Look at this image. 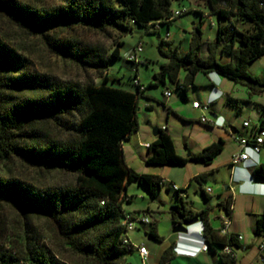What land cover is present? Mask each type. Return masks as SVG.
<instances>
[{
    "label": "trees",
    "instance_id": "16d2710c",
    "mask_svg": "<svg viewBox=\"0 0 264 264\" xmlns=\"http://www.w3.org/2000/svg\"><path fill=\"white\" fill-rule=\"evenodd\" d=\"M180 1L0 0V18L41 36L52 52L84 72L102 76L110 70L112 60L121 58L123 42H117V48L109 54L77 38L61 39L57 37L59 31L81 28L123 39L138 26L160 36L164 43L161 28L170 27L177 18L173 16V4ZM207 2L211 15L217 17V22H211L217 30L215 39L204 42L201 27H195L185 53L179 46L174 48L173 42L167 43V50L160 49L167 63L143 91L135 85V93L105 83L97 85L92 78L61 81L39 73L0 35V202H10L25 214L45 218L52 241L49 244L36 233L30 236L29 224L25 223L23 234L0 241V264H131L128 257L136 249L124 244L123 221L133 215L123 209L124 203L130 202L127 188L136 181L156 197L165 185L157 176L129 168L124 160L123 143L138 128L139 103L146 90L167 85L172 94H183L190 86L195 88L199 75L216 73L248 87L251 95L264 93V80L248 73L250 65L264 57V0ZM225 56L230 59L228 63H222ZM129 63L136 70L140 64ZM213 64L216 70H210ZM182 71L186 73L184 79H180ZM41 124L50 125L57 136L45 133L39 128ZM156 130L159 134L148 148V166H185L189 161L211 165L225 149V141L219 139L197 156L183 158L176 153L171 135ZM16 162L47 174H67L72 181L53 186L29 183L12 172L9 165ZM252 177L264 181V164L253 170ZM195 180L205 182L203 176ZM168 189L173 190L171 185ZM174 192L178 202L170 207L173 223L197 217L204 228L208 254L219 264H236L232 247L240 242L238 236H220L211 225L209 208L195 213L181 197L184 190ZM201 192L208 202L211 197L207 190L201 188ZM223 208L231 219L232 197ZM151 224L150 236L160 242L156 225ZM255 233L264 237V214L256 220ZM227 247L230 252H226ZM171 250L165 252L160 264H170L167 256Z\"/></svg>",
    "mask_w": 264,
    "mask_h": 264
},
{
    "label": "rangeland",
    "instance_id": "374dc122",
    "mask_svg": "<svg viewBox=\"0 0 264 264\" xmlns=\"http://www.w3.org/2000/svg\"><path fill=\"white\" fill-rule=\"evenodd\" d=\"M28 3L32 0H27ZM177 9H183L184 12L181 17L175 18L170 27L163 25L161 28L162 37H166L168 32L170 33L168 39L162 42L157 35L147 33L145 29L135 26L133 32L127 37L120 39L116 34L108 35L106 33H96L93 31L84 30L81 28H73L68 31H59L57 37L61 39L77 38L84 42L86 45L99 46L108 51L110 54L115 48H117V42H123L120 47L121 58L112 60L110 62V70L100 76L95 72H84L81 67L73 63L68 59L56 55L49 48L45 40L39 36L32 34L28 29L21 28L15 23L10 22L7 19L0 18V35L1 37L19 54L26 56L33 64L35 70L39 73L47 74L61 81H84L87 78H92L97 85L105 83L112 87H120L130 92H137V87L134 84L135 76H137L141 83L148 86L153 80L156 73L161 69V66L166 62V58L160 53V49L167 50V43H172L173 47L179 46V50L185 53L189 48V41L192 38L195 27H201L204 40L215 39L217 30L216 27H211V22H217V17L211 15L212 12L208 6L207 0H181L173 4V11ZM241 29V28H240ZM141 42L143 45V51L139 53V63L137 70L135 66L128 62L127 57L133 48ZM206 49L202 50V54L205 55ZM248 73L253 77H258L264 80V57L254 61L250 67ZM184 79V78H183ZM198 85L205 83L203 77H199L197 81ZM227 90H232L231 96L233 100L224 98L216 105L220 111V114L225 117L226 120L235 117L238 114L239 118L234 125L240 131L243 132V121H250L251 127H261L264 122V94L260 96L253 95L252 98L249 95L248 87L243 84H235L227 81ZM152 92V91H151ZM202 95L206 92L201 90ZM203 97V96H202ZM141 112L138 114L140 122L143 126L148 125L150 122L153 127H162L166 125L165 115L162 108L158 107L156 103H153L154 110H147L143 107V100L140 99ZM188 104L183 102L179 103L177 108H185ZM212 107H215L212 105ZM211 107V108H212ZM201 112L199 116H201ZM211 116V112L208 113ZM190 119H195L194 115ZM170 131L176 139L177 152L181 155L184 154V142L188 139L189 130L185 132V127L179 120L175 119L173 115H170L168 123ZM39 128L50 136H57L56 131L48 125L41 124ZM197 138V137H195ZM226 147L223 153L216 159L214 167H218L214 174L209 177L208 182L205 184L213 189L212 193V210L216 211V204L218 197L226 191H231L234 194L236 200L235 217L238 222L246 227V231L243 233L245 240L242 241V245L245 243H251L256 240L254 237L252 228H250V222L254 219L251 216L252 207L250 205L251 200L237 197L235 190L236 184L230 176V170L227 164L234 151L237 150V143L232 140H224ZM146 152V151H145ZM261 157L264 164V148L262 150ZM12 172L15 175L22 176L24 180L29 183L36 184L38 186H53L68 184L72 181V177L67 174L52 172L50 174L43 173L35 167H29L20 162L9 165ZM137 167V166H135ZM145 171H156V166H148L145 163L141 165ZM255 167L253 170L257 169ZM189 168L185 166H172L163 167V170L168 171L170 176H163L168 180L164 186L158 191L157 196L153 197L148 193L143 185L138 182L131 183L127 188V196L130 202H125L123 205L124 211L129 214H133L136 217L147 216L152 223L154 221L159 222L158 230L161 237L168 238L173 230L169 211L171 205L177 202V194L174 190L168 189V184H175L180 189L188 188L190 181ZM5 174V172H3ZM191 199L189 202H193L194 208L201 209L207 207L208 203L204 198L201 189L197 184H193L188 189ZM249 205V206H248ZM264 205V202H263ZM29 213H23L19 208L10 202H0V241H8L12 237L18 234H23V226L25 223L29 224V235L40 234L46 238V241L50 244L51 234L48 230V223L45 218L30 216ZM214 216V214H213ZM214 223L220 225V221L214 217ZM135 230L131 231L128 235L133 242V246L137 249L140 245H146L151 253V260L146 264H155L156 256L159 254L160 245L156 244V241L151 238L150 234L153 230L152 224L143 225L140 222H136ZM193 227V226H192ZM191 227V228H192ZM237 256L240 262L245 260V263H251L252 256H248L244 251L239 250ZM128 261L131 264H144L139 256L138 251L129 255ZM173 264H193V260L188 257H177L172 260Z\"/></svg>",
    "mask_w": 264,
    "mask_h": 264
},
{
    "label": "crops",
    "instance_id": "0c3cea01",
    "mask_svg": "<svg viewBox=\"0 0 264 264\" xmlns=\"http://www.w3.org/2000/svg\"><path fill=\"white\" fill-rule=\"evenodd\" d=\"M158 38H160V36H158ZM204 42L208 43V42H211V40H204ZM229 61L230 59L226 56L222 58V63H228ZM165 63H167V59H166V62H164L163 64ZM185 75L186 73L182 71V73L180 74V79H183ZM199 77H203L205 81L203 85H198L197 81ZM227 81H230V80L225 79L224 77L216 73L199 75L196 78L195 88H192V89L188 88L186 93H183V94L179 93L178 91H173V94L170 97L165 96V92L170 90V87H168L167 85H154L152 87H149L146 90L142 98L143 107L147 110H154L153 103H156V105L162 108L163 110V113L165 115L166 125L162 127H153V125L150 122H148V125L143 126L138 116L137 130L133 132L132 134H130L124 140V143H123L124 160L127 166L140 174L157 176L161 178L165 184L168 183V180L163 178V176H170V173L168 171L163 170V167H168V166H156V171L155 170L145 171L141 167L142 163H145L148 157V148H144L142 144H152L156 140V137L153 134L156 128L165 130L167 133L171 135L172 139L174 140L176 153L183 158H190L188 157L189 154H191V157L197 156L200 152H202L204 148L208 147L214 142H217L219 139H223V140L233 139L238 144L237 142L238 138L249 137L252 134V131L256 126L251 127V128L250 127L245 128L244 127L245 121H243L242 127L244 130L242 133H240L237 127L234 126L236 125L235 123L237 122V119L239 118L238 114H235L234 118L232 117L231 119L226 120L225 117L220 114V111L218 107L216 106L218 102H220L224 98L226 99L224 101L225 103L228 100L234 99L231 96L233 91L226 89L228 85ZM201 90L205 91L206 93L202 95V93H200ZM261 94H264V93H261ZM261 94L255 95V96H260ZM249 95L252 98L253 95L250 94V90H249ZM194 101H200V102L211 101L212 102L211 107L212 105L215 106V107L210 108L212 120L208 124L202 123L200 121L201 119V116H199L200 111L195 110L192 106ZM181 102L188 104V106L185 108H177L176 106H178L179 103ZM141 109L142 108L140 107L138 114L142 111ZM170 115H173L175 119L179 120V122L182 123V125L185 127V130H184L185 132L189 130V135L187 137L188 139H186L184 142L185 150H184L183 155L177 152L176 139L172 133L176 131L169 130L168 123L170 120ZM192 115H194L195 119H190ZM262 128H264V122H263ZM225 147H226V143H225ZM237 147L238 148L236 151H234V153L239 151L240 149L239 145H237ZM261 154L262 152L259 155L251 154V159L248 162L243 163L237 167H232L230 165V161L228 163H225V166L229 164L228 167L230 170L231 179L233 180V183L237 185L236 190H235L237 197L251 200V203H250L252 207L251 216H253L254 219H252L250 222V226H251L250 228H252V231H253V234L256 240L251 243H245L244 245H242V241L245 240V236L243 233L246 231L245 230L246 227L242 226L238 222V219H236L235 217L236 200L234 198V194L230 190L226 191V193L218 197V201L216 204V208H217L216 211L212 210L213 206L211 205L213 202L212 200L213 189H212V192L209 194L211 199L207 202L208 203L207 207L196 209L194 208V205H193L194 203L189 202L191 197H190V194L188 193V189L191 186H193L194 183L197 184L200 189L202 188L206 190L207 188H210L209 186H206L205 184L208 182L209 177L213 175L215 170L218 168V167H214V164H215L216 159L220 155L214 160V162L211 165H205L203 163H195L194 161H189L188 164L185 165V167L187 168L192 167V168H189V171H190L189 176L191 179L189 181L188 188L183 189L184 192L181 194V197L187 203V207L195 213L203 209L209 208L211 210L210 212L211 225L213 229L217 231L218 233L220 232V228L222 226V217L226 215V209L224 208L222 209V206L226 204L227 199H229L230 197L233 198V211L231 214L232 225L229 228V234L243 237V240H241L240 242H237V245L232 247L237 257L236 264L256 263L258 259V254H259L258 246L261 243L262 238H263L261 236L256 235L255 229H256V220L264 214V205H263L264 195L251 194L249 192L242 191V189H252V188H259L260 186H264V181L255 180L252 177L253 169L263 164V158L261 157ZM199 176H203L205 182H202V183L197 182L195 178ZM212 217H214L216 220H219L220 225L215 224L214 219ZM169 218H170L173 230L171 231L168 238L161 237V235L159 234V230H158L159 222L157 220L153 222V224L156 225L157 234L161 238L160 242H156V244L160 245L161 247L159 248L160 252L158 256H156L155 264H160L161 260L165 257V252L169 248H172V250L170 251V254L167 256L169 258L170 264H173L172 260L177 257L191 258L193 260V264H219V262L215 261L212 255L208 254V252H198V249L201 247V244L198 239L197 233L201 230L203 226L202 222H200L199 219H198V223L195 224L192 228H189L188 233L185 234V233H174V228L179 224L173 223V217L170 211H169ZM220 236L223 237L225 235L220 234ZM144 246L146 247V245ZM239 250L244 251L248 256L249 255L252 256L253 261H251V263H245V260L243 262H240L237 256V252ZM150 260H151V253H150L148 261Z\"/></svg>",
    "mask_w": 264,
    "mask_h": 264
},
{
    "label": "built area",
    "instance_id": "2783aa9c",
    "mask_svg": "<svg viewBox=\"0 0 264 264\" xmlns=\"http://www.w3.org/2000/svg\"><path fill=\"white\" fill-rule=\"evenodd\" d=\"M184 10L183 9H177L173 11V16L174 17H180L183 14ZM212 26L214 24L212 23ZM169 35L166 36V39H168ZM143 51V45L142 43L138 44L128 55L127 60L129 62H134V63H139L138 57L139 53ZM134 84L137 86H141V90H144V85L141 83L139 78H136L134 81ZM190 86L189 88H191ZM166 97L172 96L171 91L165 92ZM211 101L207 102H200V101H194L192 106L195 110L200 111L201 114V119L200 121L202 123L208 124L212 118L211 116H208V113H210V108H211ZM251 126L250 121H245L244 122V127L249 128ZM238 145L240 147L239 151L234 153L231 156L230 160V165L232 167H237L243 163L248 162L251 159V154L254 155H259L264 147V128H259L256 127L255 131L252 132V134L249 137H240L237 139ZM144 148H149L150 144H142ZM171 185L173 190H178L180 189L178 186L175 184H169ZM207 192L210 194L212 192L211 188L206 189ZM136 222H140L143 225H149L152 223L149 217L143 216V217H136L135 215H127L126 219L123 221V225L126 228V237L124 238V244L132 245V242L129 238V233L131 231L135 230V224ZM232 225V220L228 218L226 215L222 217V226L220 228V234L221 235H228L229 234V228ZM198 234V239L200 241L201 247L198 249V252H208L209 246L208 244L204 241V228L202 226L201 230L197 233ZM238 239L241 241L243 240L242 236H238ZM134 247V246H133ZM135 248V247H134ZM136 249V248H135ZM144 263H146L149 259L150 252L149 250L144 246H138L136 249ZM226 252H230L231 250L227 247ZM258 259L257 262H264V237L262 238L261 243L258 246Z\"/></svg>",
    "mask_w": 264,
    "mask_h": 264
},
{
    "label": "water",
    "instance_id": "95a60500",
    "mask_svg": "<svg viewBox=\"0 0 264 264\" xmlns=\"http://www.w3.org/2000/svg\"><path fill=\"white\" fill-rule=\"evenodd\" d=\"M210 70H216V65L213 64L211 67H210ZM250 82V81H248ZM157 129V128H156ZM154 130L153 134L155 137L158 136V131L157 130ZM188 157H191V154L188 155ZM195 163H197L196 161H194ZM172 166H176L178 167V165H172ZM198 223V218H194L193 220L191 221H185L184 223L182 224H179L177 225L175 228H174V233H188L189 231V228H191L192 226H194L195 224Z\"/></svg>",
    "mask_w": 264,
    "mask_h": 264
},
{
    "label": "clouds",
    "instance_id": "9594fccd",
    "mask_svg": "<svg viewBox=\"0 0 264 264\" xmlns=\"http://www.w3.org/2000/svg\"><path fill=\"white\" fill-rule=\"evenodd\" d=\"M244 192H249L251 194L264 195V186H260L259 188L252 189H242Z\"/></svg>",
    "mask_w": 264,
    "mask_h": 264
}]
</instances>
